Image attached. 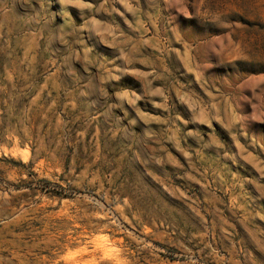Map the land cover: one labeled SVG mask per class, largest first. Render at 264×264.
Returning <instances> with one entry per match:
<instances>
[{"label":"rangeland","instance_id":"rangeland-1","mask_svg":"<svg viewBox=\"0 0 264 264\" xmlns=\"http://www.w3.org/2000/svg\"><path fill=\"white\" fill-rule=\"evenodd\" d=\"M0 264H264V0H0Z\"/></svg>","mask_w":264,"mask_h":264}]
</instances>
